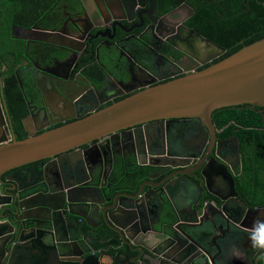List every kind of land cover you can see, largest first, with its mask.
Here are the masks:
<instances>
[{"label": "flooded vegetation", "instance_id": "af4514ba", "mask_svg": "<svg viewBox=\"0 0 264 264\" xmlns=\"http://www.w3.org/2000/svg\"><path fill=\"white\" fill-rule=\"evenodd\" d=\"M231 1L180 0L172 4L171 0H63L54 4L50 12L59 17L58 26L46 30L43 27L45 22L40 19L31 27H19L60 33L63 37L61 45L26 41L24 38L29 39L30 34L18 30L16 36L21 38L15 40L24 44L22 58L17 62L12 53L19 50L22 44H11L7 49L8 62L5 60L0 68L3 72L0 75V107L8 134L16 138L4 100L2 79L5 71L13 72L21 100L27 109L26 114L20 117L18 114L21 125L24 119L29 118L32 128L37 130L36 133H41L87 116L92 109H101L136 92H127L125 89H134L151 79L159 83L164 76L176 74L184 68L192 69L196 66L193 62L195 58L205 61L209 54L215 56L204 64L199 60L196 70H201L226 52L236 47L239 49V46L242 48L246 38L255 35H263L260 39L264 38V10L258 13L255 6L264 8V0H243L241 6L238 0H233L237 2V10L232 8L229 3ZM223 2L228 11L232 10L228 26L232 27L229 35L233 43L228 47H222L216 41L221 20H225L219 10L224 7ZM166 4L170 6L168 11L164 10ZM218 7L215 11L220 20L204 23L195 20L197 11ZM144 11L145 17L141 18ZM179 24L187 28L182 33L185 37H188L187 33L194 32L204 42H210L224 52L216 50L211 53L202 39L180 43L178 38H173L181 34L178 31ZM63 44L76 50L66 48ZM49 70L63 80L52 79L47 72ZM68 75V79L73 81H66ZM62 83L67 88V98L61 96ZM238 106L242 110L256 112L259 124L264 122V108L246 104ZM211 119L213 134L209 129L203 133L196 124H191L185 131L180 130V134L172 136V144L168 142L165 125L161 126L162 134L156 132L160 128L156 125L146 129L147 136L143 133V137L139 138L137 135V144L134 130L143 128V125L121 130L119 137L113 139V147L108 137L104 139L109 142L110 149L108 152L104 150L101 159L86 163L82 155L77 161L69 159L65 163L59 160L58 174L53 173L48 182L42 180L41 173L35 170L34 165L39 167L41 162L25 167L32 174L31 179L18 169L6 172L0 180L4 197L0 204L10 214L18 209L23 197L32 190L57 195L58 187L68 188L70 185L81 186L78 189L82 192L85 187L83 185L95 186V181L98 189L106 197L112 198L121 189H132L125 183L126 179L141 174L142 169H145L143 179L152 186L170 177L153 195L154 203L149 202L147 206L148 198L145 197V245H156L151 249L153 252L158 249L159 255L156 260L152 258L154 255L151 252H145V261L150 260L149 264H172L165 261L171 259L187 264L198 256L192 263L210 264L213 261L212 264H264V249L254 246L253 241V236H258L264 230V212L256 215L257 209L264 210V207H257L254 203L255 199L264 200V155L259 154L263 160L260 163H245L248 156L240 145L239 137L230 129V125H234L238 133L241 123L230 120L219 126L213 122V115ZM161 123L165 122L156 124ZM41 125L43 128L38 130ZM257 126L262 129V137L260 143L252 148L256 151L264 150V125ZM22 132L28 135L23 125ZM253 137L248 135L247 140L251 139L250 143H254ZM235 138L238 152L234 148ZM86 149L87 145H84L82 150ZM168 151L171 152L168 156L171 164L184 166L167 171L165 167L149 166L147 157L150 153L166 157L163 153ZM221 159H226L229 164ZM108 161L112 164L111 173L117 165L123 172L114 179H110L109 174L105 186L101 187L99 176L108 171ZM13 176L21 183L20 188L17 186L12 189L6 180V177ZM91 178L94 180L91 181ZM148 189L149 186H145V191ZM88 194L93 196L94 192ZM61 197H56L57 202ZM88 220L91 221L90 218ZM91 222L100 227L98 231L106 228L99 225L97 219ZM106 231L110 238L113 233L108 229ZM155 232L162 233L159 242H155ZM211 239L214 242H210ZM107 245L104 243L102 248L107 249L111 256V259H106L108 264H126L125 256L128 259L133 257L127 246L129 244L123 243L115 248H108Z\"/></svg>", "mask_w": 264, "mask_h": 264}, {"label": "water", "instance_id": "95a60500", "mask_svg": "<svg viewBox=\"0 0 264 264\" xmlns=\"http://www.w3.org/2000/svg\"><path fill=\"white\" fill-rule=\"evenodd\" d=\"M143 16L145 17V11L141 18ZM18 30H25L30 34L31 39L24 38L26 41L61 45L60 40L63 39L60 33L28 30L14 25L11 28L12 38H21L16 36ZM186 30L183 24H179L178 31L181 34L173 38H178L180 43L190 39H202L194 32L187 33L188 37H185L182 33L184 34ZM204 43L211 49V53H215L216 50L224 52L222 48L210 42ZM64 47L74 50L68 45ZM214 58L215 56L209 54L205 57V61L200 58L199 60L204 64ZM199 60L196 58L193 60L196 66L192 69L184 68L176 74L164 76L160 78L159 83L151 79L134 89H125L127 92L134 90L136 92L101 109H92L87 116L41 133H36L37 130L32 128L29 118L24 119L22 125L28 135L22 140H16L8 134L0 107V180L4 173L16 169L31 179L32 174L29 170L26 171L25 167L48 160L39 167L34 165L35 170L43 176L42 180L48 182V178L52 177L53 173L58 174L57 161L65 163L69 159L77 161L82 155L86 163L101 159L104 150L108 152L110 149L109 142L105 141V138L110 139V145L113 147V139L119 137L121 130L137 125H143V128L134 130L136 144L137 135L139 138L143 137V133L147 136L146 129L156 125L160 127L156 131L161 132L160 134L163 133L161 126H166L168 142L172 144V136L180 134V130L185 131L191 124H196L203 133L209 129L213 134L211 115L217 109L243 104L264 108V38L243 46L218 62L196 70ZM47 72L52 79L63 80L52 70ZM70 75L66 76V81L69 80ZM19 84L21 85V82ZM61 91L63 92L61 96L67 98V88L63 83ZM160 121L165 123L156 124ZM42 128L43 125L38 130ZM94 141L99 142L91 144ZM233 143L238 152L236 138L233 139ZM84 145H87L86 150H82ZM163 155L166 157L150 153L147 157L149 166L165 167L166 171L184 166L171 164V160L168 159L171 152L168 151ZM221 160L228 163L226 159ZM107 169L108 171L102 174L101 167L102 175L99 176L102 180L101 187L105 186L111 173L112 164H109V161ZM143 178L137 187L130 186L132 189L127 191L121 189L112 198L106 197L98 189L95 181V186L83 185L85 187L82 192L78 189L81 186L70 185L68 188L58 187L60 193L57 195L47 191L32 190L23 197L18 209H14L10 214L7 213L8 209L2 208L0 204V222L1 224L4 222L0 224V264H108L106 259H111V256L107 249L102 248L104 243H108V248H115L123 243L129 244L127 246L133 257L128 259L125 256L126 264H149L151 261H145V252H151L154 255L152 258L158 260V249L154 252L151 249L156 245H145V197L148 198L147 206L149 202L154 203L153 195L170 177L156 186H152L149 181L145 182ZM151 179L153 178L148 180ZM6 180L12 189L21 186L15 176L6 177ZM93 180L94 178H91V181ZM130 181L131 177L126 179L125 183ZM2 184L0 182V194H2L0 203L4 198ZM145 186H149L147 191ZM90 192H94V195L90 196L88 194ZM63 193L69 205L66 202L61 204ZM59 194H62V199L57 204L55 199ZM23 209L26 216L22 217ZM36 212L46 214L48 212V214L37 217ZM91 212V216L96 217L99 225H104L106 228L98 231L100 227L88 220L86 213ZM263 212L264 210L257 209L256 215ZM107 229L113 233L110 238L107 237ZM154 236L155 242H159L162 233L155 232ZM210 242L214 240L211 239ZM28 248L35 254L33 257L29 256L30 261L27 263L21 256ZM197 257L192 258L187 264H200L192 263ZM165 261L181 264L177 260L165 259ZM212 263L213 261L210 262Z\"/></svg>", "mask_w": 264, "mask_h": 264}, {"label": "trees", "instance_id": "16d2710c", "mask_svg": "<svg viewBox=\"0 0 264 264\" xmlns=\"http://www.w3.org/2000/svg\"><path fill=\"white\" fill-rule=\"evenodd\" d=\"M63 0H0V68L2 67L3 63L7 58L8 54V46L11 44L20 43L22 44L21 48L19 50H15L12 52L16 56V61L20 62V59L22 58V52L24 49V44L22 42H19L11 37V28L12 26H20V27H31L32 24L42 19L45 24L43 25L44 29L48 30L50 28H53L54 26H58L60 23V19L57 15H51L53 11V5L59 4ZM180 0H171V3L175 4L179 2ZM229 1V0H228ZM237 1V0H236ZM243 0H238L239 6H241ZM225 2V1H224ZM223 2V3H224ZM237 2L234 3L232 0L229 2L234 10H237ZM222 3V4H223ZM258 8V13H262L264 8L260 5H255ZM237 7V8H236ZM218 8H203V10H199L195 13V20L198 23H204L212 20H220L218 14L216 13ZM166 11L170 10L169 4H166L164 6V10ZM225 20H221L222 25L221 29L218 33L219 38L216 39V41L222 46V47H228L230 46L233 41L230 38L229 33H231V28L228 26V19H232V13L231 9L228 11L226 9V4L224 3V7L219 9ZM50 12V14H49ZM50 15V16H47ZM259 19V18H257ZM246 18H244V21ZM248 31V28L246 29V32ZM261 36L255 35L249 38L245 39V44L248 45L258 39H260ZM242 37V35H240ZM213 39V38H212ZM214 40V39H213ZM236 38L234 41L236 42ZM215 41V40H214ZM243 45V46H244ZM241 46H239V49ZM238 47L232 49L229 52H226L225 55L220 57L219 59H216L213 61V63L218 62L225 57L231 55L232 53L239 50ZM0 75H3V72L0 69ZM5 77L3 76L2 82L4 83V100L6 103L7 110L9 111V115L11 117V124L14 128V134L16 136V140H22L26 137V135L22 132V125L19 121V117L27 113V109L25 107V104L21 100L20 90L18 87V82L13 74V72H10V70L5 71ZM19 114V117H18ZM213 122L216 123L219 126L227 124L230 120H235L236 122L241 123V127L239 129V132L237 133L235 131L234 125H230V129H232V133L237 135L240 140V145L243 148V150L246 152L248 158L245 159V163H260L263 160L261 159L260 155H264V150H252L253 147L258 145L260 143V137H262V129H260L257 125H260L261 127L264 125V122H261L259 124V115L256 112H253L249 109L242 110L241 106H230V107H224L218 110L213 111ZM243 124V125H242ZM252 135L254 136L252 140L254 143H250V140H247V136ZM264 139V137L262 138ZM248 160V161H247ZM44 161H41L43 163ZM130 167V166H129ZM119 171H121L119 165L115 166L113 168V172L110 175V179H114L116 177H120L121 175L117 174ZM145 169H142L141 174H136L131 177V181L127 183V185L131 187H137L140 184V177H144ZM254 203L257 205V207H264V200L255 199Z\"/></svg>", "mask_w": 264, "mask_h": 264}, {"label": "crops", "instance_id": "0c3cea01", "mask_svg": "<svg viewBox=\"0 0 264 264\" xmlns=\"http://www.w3.org/2000/svg\"><path fill=\"white\" fill-rule=\"evenodd\" d=\"M123 171L121 170V171H119L117 174H121ZM111 174V173H110ZM63 198H64V200L66 199V197H65V194L63 193ZM73 198V197H72ZM65 202H66V204L67 205H69V203L67 202V200H65ZM71 202V201H70ZM29 214H32V213H30L29 212ZM48 214V213H47ZM45 212H39V214H38V216L37 217H44V216H46L47 215ZM87 214V216L90 218V220L91 221H94V219H96V217L95 216H93V217H91V214H92V212L91 213H86ZM92 218H94V219H92ZM4 223V222H3ZM35 254V252L34 251H32L30 248H28V250L27 251H25L24 252V254H23V256H21L22 257V260L24 261H26L27 263L30 261L29 259H28V256H31V257H33V255Z\"/></svg>", "mask_w": 264, "mask_h": 264}, {"label": "clouds", "instance_id": "9594fccd", "mask_svg": "<svg viewBox=\"0 0 264 264\" xmlns=\"http://www.w3.org/2000/svg\"><path fill=\"white\" fill-rule=\"evenodd\" d=\"M56 192L60 193L59 190H57ZM59 195L61 196L62 194H59ZM60 199H62V197ZM65 200L63 198L61 204H63V202L65 204ZM55 202L57 204L59 203V202H57V198L55 199ZM253 241H254V246H257V247H260V248L264 249V230H262L261 233L258 236L254 235L253 236Z\"/></svg>", "mask_w": 264, "mask_h": 264}]
</instances>
